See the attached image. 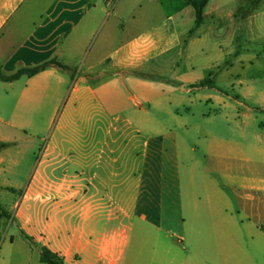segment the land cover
<instances>
[{"label": "crops", "instance_id": "crops-1", "mask_svg": "<svg viewBox=\"0 0 264 264\" xmlns=\"http://www.w3.org/2000/svg\"><path fill=\"white\" fill-rule=\"evenodd\" d=\"M114 1L0 0L7 75L75 71L0 81L1 143L51 130L14 213L0 203V264L34 243L64 264H264V0H210L199 27L187 0ZM185 213L199 250L180 256Z\"/></svg>", "mask_w": 264, "mask_h": 264}, {"label": "rangeland", "instance_id": "rangeland-1", "mask_svg": "<svg viewBox=\"0 0 264 264\" xmlns=\"http://www.w3.org/2000/svg\"><path fill=\"white\" fill-rule=\"evenodd\" d=\"M181 0H164L163 3L166 6H169L170 8H177L179 6ZM116 0L112 3L114 4ZM192 10V9H191ZM230 63V61L228 62ZM95 79V78H94ZM208 79V78H207ZM212 81L213 79L210 78ZM202 82V81H201ZM200 82V83H201ZM5 114L8 115L9 113V108L4 106V109H2ZM7 129L9 130V141L8 142H3L0 141L1 144H6L7 146L4 147L3 149H0V152L3 155V158L7 160V162L13 158L14 160H18L19 164L16 166V172H6L2 170V167L0 166V203L6 207L7 211L10 212V214H13V200L16 202L17 200H21L24 194L27 191V186L31 182L32 179H35V175L37 176V170H41V164L43 161V153L45 148L49 144V139L51 135V130H46L45 125H37V130L35 131V134L29 131L28 129H22V132L20 134H15L14 129L8 127L6 125ZM47 131V132H45ZM1 135V133H0ZM29 150L31 151L30 153ZM33 154V155H32ZM199 156H202L201 153L198 154ZM12 156V157H11ZM185 161L180 163V175H178V179L180 181H188L191 178L190 173L187 171V165H188V160L186 157L184 158ZM33 160V161H32ZM28 161H31V164H33V169L32 171H23V167L27 165ZM246 173L245 176H249L250 178L254 177V173L252 172V169L250 170V167L245 169ZM55 175L52 178H56V176H59V173H54ZM50 176V173H48ZM164 179L165 181H170L173 180V173L172 172H165L164 173ZM3 181V182H2ZM9 183V184H8ZM13 185V186H12ZM15 197H14V196ZM0 204V207L5 210V208ZM185 226L184 232H185V248L186 251L181 250L180 256H186L188 252H194L198 253V246H199V241L200 237L193 235L189 227L187 226L188 224V219H187V214L185 213ZM179 223L177 222L176 224H173L170 222V220H166L165 226L167 228H172L173 231H176L180 234V237L182 236V233H180L181 229H178ZM6 227V225H5ZM165 227V228H166ZM5 230H3L0 233V250L3 246V242L5 240ZM245 240L247 243L250 242L251 239L249 237L245 236ZM35 257L32 262V264H43L39 260V252L37 250H40V246L38 244H35ZM194 250V251H193ZM174 252V249H173ZM177 252V251H176ZM200 253V252H199ZM132 254H138V251L135 250V245L133 244L132 248Z\"/></svg>", "mask_w": 264, "mask_h": 264}, {"label": "trees", "instance_id": "trees-1", "mask_svg": "<svg viewBox=\"0 0 264 264\" xmlns=\"http://www.w3.org/2000/svg\"><path fill=\"white\" fill-rule=\"evenodd\" d=\"M209 2L210 0H187V4L193 7L195 10L197 27L201 26L204 21V11L207 5L209 4ZM50 67H56L67 72H72V73L75 72L65 67L61 63H59L56 59H53L35 67L21 68L12 75H7L0 68V81L9 83V82L17 81L22 77H33ZM206 87L220 90L210 78L205 79L201 83L194 85V88H206ZM6 146H7L6 144H1L0 149H3ZM0 212H2L5 217H8V214L3 212L2 207H0ZM39 252H40V261L43 264H64L63 259L58 254L54 253L47 247H41Z\"/></svg>", "mask_w": 264, "mask_h": 264}]
</instances>
